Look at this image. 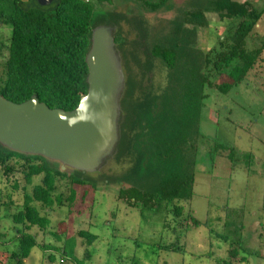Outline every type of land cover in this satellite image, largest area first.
<instances>
[{"label":"trees","instance_id":"16d2710c","mask_svg":"<svg viewBox=\"0 0 264 264\" xmlns=\"http://www.w3.org/2000/svg\"><path fill=\"white\" fill-rule=\"evenodd\" d=\"M131 1L150 13L168 6V0ZM106 2L110 0H52L49 5L40 6L37 0H0V26L10 29L7 42H0V96L14 104L35 96L49 109L73 111L80 96L87 92L85 56L92 29L99 25L115 28L114 43L120 59L126 43L115 15L99 10L98 6ZM208 13L221 21L237 22L229 24L225 36L202 53L196 49L195 31L208 27ZM262 13L248 1L191 0L171 21L167 34L149 46L146 59L162 63L166 86L157 91L138 86L141 88L136 94L131 75L123 69L126 79L120 101L119 141L110 160L117 162L122 171L123 165L128 164V171L112 177L119 184L114 198L117 204L141 213L171 214L175 229L201 225L190 210L179 205L191 199L200 141L209 140L199 133L194 118L207 97L203 94L205 88L226 93L251 70L262 66L264 44L249 45ZM173 31L174 42L170 40ZM207 152L212 169L220 152L226 153L231 169L235 166L232 147L214 141ZM87 174L74 171L67 177L41 157L25 156L0 146V175L7 183L0 205L5 209L19 208L11 219L20 227L13 237L17 250L9 254L2 251L5 264H25L39 245L37 235L30 231L35 227L44 230L49 226L50 212L72 206L77 198L81 201L95 189V181ZM18 190L22 193L21 205L11 197ZM83 233L78 230L76 234ZM84 238L85 245L91 246L94 235L84 234ZM179 247L178 241L159 246L170 251ZM238 247L230 246L220 264L237 261ZM61 256L68 259L63 248ZM89 258L85 250L82 260Z\"/></svg>","mask_w":264,"mask_h":264},{"label":"rangeland","instance_id":"374dc122","mask_svg":"<svg viewBox=\"0 0 264 264\" xmlns=\"http://www.w3.org/2000/svg\"><path fill=\"white\" fill-rule=\"evenodd\" d=\"M190 1L168 0L167 9L155 13L131 0H110L98 6L106 15H115L126 37L121 62L136 85V94L141 87L157 91L166 86L162 63L146 59L149 46L157 37L167 34L171 21L178 18ZM235 1H248L263 11L249 41L252 47H259L264 44V0ZM206 18L208 27L195 31L196 49L202 53L225 36L229 24L237 22L221 21L210 13ZM173 32L170 33L172 42L176 37ZM9 34V27L0 26V42L6 43ZM261 58L262 66L251 70L228 92L203 90L207 97L201 101L200 112H195L198 115L194 121H198L199 133L209 140L200 141L191 199L179 203L200 221L198 228L175 229L171 214L141 213L117 204L114 198L119 184L112 177L127 172L128 164L123 165L122 171L117 162L110 160L99 173L87 174L96 183L94 190L81 201L77 198L72 206L50 212L49 226L44 230L35 227L30 231L37 235L39 245L25 264H75L77 261L80 264H220L230 246H239L238 260L232 264H264V50ZM214 141L233 148L236 156L233 169L223 152L217 153L215 168H211L207 151ZM4 186H7L6 180L0 175V195L5 191ZM26 189L30 191L29 187ZM11 197L21 205L20 190ZM18 210V207L5 209L0 205V264L6 262L2 251L9 254L17 250L13 237L20 227L12 222L11 216ZM78 230L84 233L77 235ZM84 234L94 235L91 246L85 245ZM173 241L180 245L177 250L159 248ZM62 248L68 259L61 256ZM85 250L90 258L83 261Z\"/></svg>","mask_w":264,"mask_h":264},{"label":"water","instance_id":"95a60500","mask_svg":"<svg viewBox=\"0 0 264 264\" xmlns=\"http://www.w3.org/2000/svg\"><path fill=\"white\" fill-rule=\"evenodd\" d=\"M52 0H37L47 6ZM115 28L92 29L85 56L87 92L70 112L49 109L33 96L14 104L0 96V146L29 157H41L66 174L97 172L119 141L120 101L125 76L114 43Z\"/></svg>","mask_w":264,"mask_h":264},{"label":"built area","instance_id":"2783aa9c","mask_svg":"<svg viewBox=\"0 0 264 264\" xmlns=\"http://www.w3.org/2000/svg\"><path fill=\"white\" fill-rule=\"evenodd\" d=\"M82 1H84V2H88L89 0H82Z\"/></svg>","mask_w":264,"mask_h":264},{"label":"flooded vegetation","instance_id":"af4514ba","mask_svg":"<svg viewBox=\"0 0 264 264\" xmlns=\"http://www.w3.org/2000/svg\"><path fill=\"white\" fill-rule=\"evenodd\" d=\"M110 159H111V158H110ZM110 159H109V160H110ZM109 160H108V162H109ZM108 162H107V163H108Z\"/></svg>","mask_w":264,"mask_h":264}]
</instances>
